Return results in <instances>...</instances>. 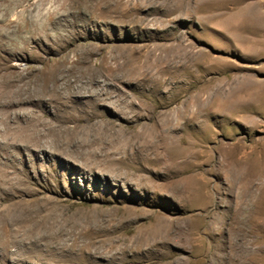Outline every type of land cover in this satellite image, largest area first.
Instances as JSON below:
<instances>
[{
    "label": "rangeland",
    "instance_id": "obj_1",
    "mask_svg": "<svg viewBox=\"0 0 264 264\" xmlns=\"http://www.w3.org/2000/svg\"><path fill=\"white\" fill-rule=\"evenodd\" d=\"M141 3L120 19L87 0H0V264H264V0ZM154 46L162 84L186 89L172 104L169 84L113 68ZM195 100L200 124L165 125ZM57 230L107 253L36 243Z\"/></svg>",
    "mask_w": 264,
    "mask_h": 264
},
{
    "label": "bare ground",
    "instance_id": "obj_2",
    "mask_svg": "<svg viewBox=\"0 0 264 264\" xmlns=\"http://www.w3.org/2000/svg\"><path fill=\"white\" fill-rule=\"evenodd\" d=\"M86 1V0H85ZM142 1L141 4H146V5H150L154 6V8L158 9L161 6L164 7H168L170 8L171 6H182L181 2L182 0H87V7L90 9H94L95 11H100L101 15H112L115 18H119L122 19L121 17H124V11L125 8L136 5L135 3ZM94 2V3H93ZM83 3V2H82ZM87 8V9H88ZM154 10L153 12V17L150 20L154 21L156 23H165L167 21H169V19H166L165 17H158L157 14H159L158 10ZM151 14V13H150ZM136 16V15H134ZM98 18V17H97ZM132 18V17H131ZM144 18V17H143ZM141 18V19H143ZM151 18V17H150ZM105 19V18H104ZM134 19V18H133ZM137 19V18H136ZM147 19V18H146ZM145 18L143 20H146ZM113 20V19H112ZM140 20V18H139ZM109 21H111L109 19ZM142 21V20H141ZM139 21V22H141ZM148 24V22H146ZM159 47L154 46L152 49L148 50L147 54L145 55V59L143 61H140L139 63H135L133 65V67H130L131 64H127L125 62H121L118 64H115L116 66H114V69L117 70H121L119 74H121L124 70H127V79L129 81H133V80H137V82L139 84H142V80L144 83H146L147 81L151 83V85H156L160 83L161 85H167L169 84L170 88L168 90L169 93V97H168V102L167 104H172L175 100V98L177 97V95L179 94H183L186 89L183 86H172V84H174L173 82L171 83H166V84H162L164 82H167V80L164 78L163 79V75H162V71L160 68H158L163 60L161 58V55L157 54ZM84 54V53H82ZM87 55V53H86ZM117 55V54H116ZM81 56V54H80ZM85 57V56H84ZM89 57V56H88ZM113 58V56H110ZM109 57V58H110ZM86 58V57H85ZM84 58V59H85ZM116 58V57H114ZM113 58V59H114ZM119 58V55H118ZM72 59V58H71ZM77 59V58H76ZM82 59V58H81ZM70 59L68 58H63L60 61L62 62V64H66L67 62H69ZM75 60V59H73ZM110 60V59H109ZM116 60V59H115ZM124 61V60H123ZM88 62V61H86ZM91 62V61H90ZM103 62V61H101ZM100 62V63H101ZM128 62V61H126ZM116 63V62H115ZM165 63V62H164ZM167 63V62H166ZM71 64V62H70ZM76 65V64H75ZM110 65V64H109ZM113 65V64H112ZM74 66V65H73ZM93 66V65H92ZM100 66V64H99ZM107 67V66H106ZM161 67V66H160ZM72 68V67H70ZM158 68V69H157ZM163 68V67H161ZM51 69V68H50ZM54 69V68H53ZM69 69V68H68ZM88 69V68H87ZM92 69V68H91ZM94 69V68H93ZM164 69V68H163ZM162 69V70H163ZM79 70V69H78ZM81 70V69H80ZM79 72H82L80 71ZM86 70V69H83ZM53 71V70H52ZM88 71V70H87ZM95 71V70H93ZM43 72V70H42ZM95 72H98L97 70ZM118 72V71H117ZM59 73V72H58ZM57 73V75H58ZM77 73V72H76ZM88 73V72H87ZM99 73V72H98ZM101 73V72H100ZM69 74V73H68ZM80 74V73H79ZM82 74V73H81ZM86 74V73H85ZM119 74H116L114 76V78H117ZM83 75V74H82ZM47 76V75H46ZM45 76V77H46ZM53 76V74H52ZM66 76V75H65ZM78 77H80V75H77ZM87 76V75H86ZM89 78H91V81L93 82V80H95V76L97 77V75H95L94 73H89ZM123 76V75H122ZM41 77V75H40ZM39 77V79H40ZM58 77V76H57ZM61 77V76H60ZM59 77V78H60ZM140 77H142L141 79H139ZM63 79L65 77H62ZM71 78V76H70ZM82 78V77H81ZM162 78V79H161ZM61 79V78H60ZM73 79V78H71ZM88 79V78H87ZM46 80V79H45ZM53 80V78H52ZM56 80V79H55ZM74 80V79H73ZM81 80V79H79ZM85 79H83L84 81ZM121 80V79H120ZM64 81V80H63ZM76 81V80H75ZM74 81V82H75ZM90 81V80H89ZM88 81V82H89ZM90 81V82H91ZM28 82V81H27ZM46 82V81H45ZM52 82V81H51ZM56 82V81H55ZM81 82V81H80ZM86 82V80L84 81ZM89 82V83H90ZM100 82V81H99ZM36 83V80H35ZM64 83V82H63ZM62 83V84H63ZM76 83V82H75ZM79 83V82H78ZM95 83V82H94ZM97 83V82H96ZM60 84V85H62ZM65 84V88L66 89H75V85L73 84L72 81H68L66 80ZM84 84V83H82ZM81 84V86H83ZM107 84V83H106ZM23 85V84H22ZM38 85V84H36ZM40 85V84H39ZM45 85V84H44ZM56 85V84H55ZM78 84H76L77 86ZM87 85V83H86ZM85 85V87H86ZM93 85V84H92ZM176 85V83H175ZM46 86V85H45ZM50 86V85H49ZM80 86V84H79ZM88 86V85H87ZM90 86V85H89ZM98 86V85H97ZM106 86V85H105ZM53 87V86H52ZM83 87V88H85ZM90 88V87H89ZM88 88V89H89ZM42 89H44L42 87ZM52 90H55V87L51 88ZM86 89V88H85ZM87 89V91H88ZM223 89V88H222ZM34 90V89H33ZM41 90V88H40ZM39 90V91H40ZM46 90V88H45ZM49 90V89H48ZM50 90V91H52ZM59 90H60V86H59ZM58 90V91H59ZM72 90V91H73ZM158 90V89H157ZM42 91V90H41ZM64 91V90H63ZM70 91V90H69ZM79 91V90H78ZM82 91V90H81ZM84 91V90H83ZM93 91V90H92ZM95 91V90H94ZM93 91V92H94ZM99 91V90H98ZM46 92V91H45ZM74 92V91H73ZM80 92V91H79ZM78 92V93H79ZM90 92V89H89ZM51 93V92H50ZM76 93V92H75ZM85 93V92H84ZM96 93V92H95ZM65 94V93H64ZM99 95V93H96ZM36 95V94H35ZM69 94H67L68 96ZM71 95V94H70ZM102 95V94H101ZM64 96V95H63ZM97 97V96H95ZM114 98V97H113ZM98 101H108L107 105L113 106L115 107L118 111H120L122 114L124 115H128L130 114V112L128 111V109H133L135 108V104L133 102L130 103H125L123 100L121 99H116V100H111L110 98H100V95L98 96V98H96ZM96 104V103H95ZM104 104V103H103ZM203 108H204V104L199 103L197 100L195 101H183L178 105L172 106L170 107L166 112L161 113V116L163 117V122L165 123V125L168 126L169 129L175 130L179 127V125L181 124H187L189 121L191 120H195L197 123H201L202 118L204 117L203 114ZM93 117H97L98 116V112H94ZM196 123V124H197ZM159 160V159H158ZM36 243H40V246H44L47 248H50V250H52V252H59V253H68L73 251L72 249L75 248H90V247H94L95 249H93L95 254H100V252H98V250H102L101 254H106L107 250L101 246L98 245L96 246L95 243H90L88 241L85 240V236L78 234V233H73V232H66V231H61V230H57V231H47V232H40L39 236L36 238ZM45 242L44 244H41V242ZM103 247V248H102ZM75 251V250H74ZM81 252V251H80Z\"/></svg>",
    "mask_w": 264,
    "mask_h": 264
}]
</instances>
